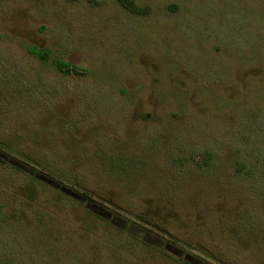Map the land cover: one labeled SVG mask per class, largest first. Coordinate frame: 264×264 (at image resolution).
Returning <instances> with one entry per match:
<instances>
[{"label": "rangeland", "instance_id": "1", "mask_svg": "<svg viewBox=\"0 0 264 264\" xmlns=\"http://www.w3.org/2000/svg\"><path fill=\"white\" fill-rule=\"evenodd\" d=\"M133 1L0 0V154L88 195L23 262L264 264V0Z\"/></svg>", "mask_w": 264, "mask_h": 264}, {"label": "trees", "instance_id": "2", "mask_svg": "<svg viewBox=\"0 0 264 264\" xmlns=\"http://www.w3.org/2000/svg\"><path fill=\"white\" fill-rule=\"evenodd\" d=\"M118 4L127 10L133 12H143L144 7L137 5L133 0H116ZM28 51L40 60H44L48 57V51L42 48H36L34 46L28 47ZM52 62L55 69L58 72L65 74H82L85 69L75 64L63 61L58 58H53ZM1 151V150H0ZM2 154L8 155L7 152L1 151ZM201 155L196 153L192 156V159L197 165L200 163L198 159ZM16 162L6 160L0 154V264H24L25 249H23V239L27 236L26 224L23 225L21 215H24L27 209H33L37 211L36 222L43 223L44 220L40 219L39 197L42 194L45 187H49L62 195V198H66L70 201L79 202V198H75L69 194L64 193L59 188H54L48 185L37 174L28 170L31 168L36 173H41L39 170L32 166H28L21 160L15 159ZM30 161V160H29ZM264 172V164L262 168ZM45 176L50 175L48 171H44ZM59 181V180H58ZM83 197L88 196L85 192L80 194ZM39 211V212H38ZM38 224H36L37 226ZM30 226L28 227V229ZM23 233V234H22ZM186 264H194L193 262H187Z\"/></svg>", "mask_w": 264, "mask_h": 264}, {"label": "water", "instance_id": "3", "mask_svg": "<svg viewBox=\"0 0 264 264\" xmlns=\"http://www.w3.org/2000/svg\"><path fill=\"white\" fill-rule=\"evenodd\" d=\"M39 176V175H38ZM40 178H44L43 176H39ZM55 186H58V188L61 190V191H63L64 193H66V194H69V195H71V196H73V197H75V198H79V199H82L83 198V196H81L79 193H77L75 190H73L72 188H70V187H68V186H65V185H57L56 183H55ZM191 262H193L194 264H197L196 262H194V261H191Z\"/></svg>", "mask_w": 264, "mask_h": 264}]
</instances>
